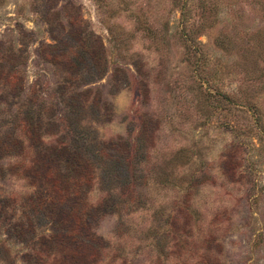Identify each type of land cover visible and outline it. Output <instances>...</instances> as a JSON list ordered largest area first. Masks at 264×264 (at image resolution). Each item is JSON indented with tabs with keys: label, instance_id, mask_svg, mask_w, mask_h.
Wrapping results in <instances>:
<instances>
[{
	"label": "rangeland",
	"instance_id": "rangeland-1",
	"mask_svg": "<svg viewBox=\"0 0 264 264\" xmlns=\"http://www.w3.org/2000/svg\"><path fill=\"white\" fill-rule=\"evenodd\" d=\"M10 130L25 152L0 156V264H264V0H0ZM55 147L48 171L88 164L78 250L76 192L53 200L37 171Z\"/></svg>",
	"mask_w": 264,
	"mask_h": 264
},
{
	"label": "trees",
	"instance_id": "trees-1",
	"mask_svg": "<svg viewBox=\"0 0 264 264\" xmlns=\"http://www.w3.org/2000/svg\"><path fill=\"white\" fill-rule=\"evenodd\" d=\"M21 68H18V65L16 66H12L10 68V70L6 71L5 73V78H6V82H8L7 86H13V88L19 92L23 91L24 86L22 84V76H21ZM19 120V123L23 126L22 127V133L20 134L21 136L24 137H28L33 139L36 135V133L33 130V127H31L27 124V121L23 120V119H19L18 117H16ZM9 125H14V123L8 122ZM7 123V124H8ZM16 126V125H15ZM13 130H10L6 133V135L4 137L0 136V156L1 155H6V154H10V155H19L24 153L25 151L21 148L20 142L18 141V139L13 135ZM21 140V139H20ZM61 146V145H60ZM56 152H53V155H51L52 157H49L47 155V160L46 163H43V168L37 170L39 176H43L42 178H45L46 180H49L52 182V190L53 191H57L56 194L58 196H54L53 195V200H59L61 202H63L64 198L63 195L60 196V193L62 192V187L67 183L68 184V188H72L73 192H76L77 197L74 198V205H70L69 209L67 211H69V215L72 217L73 222L69 225V229H67V231H65L63 234V242L67 241V237L66 235H75V234H79L78 237H76L77 239V247L75 250L81 249V242L80 239L83 241V245H87L88 241H91L92 239H94V237H92L91 233L89 232V229L86 228L85 229V223L87 222V220H89L91 217H89V212L90 210H86V211H82L81 215H76L73 211V208L79 205V200H80V195H81V191L83 190L82 187L84 185V183H86V185L88 184L89 180H90V175H85V174H78V172H83L85 171V168L87 167V162L81 161V160H77V155L78 153H76L75 157L73 158V160H70V157H68L66 159L67 164L66 166L64 165V168H66V172L62 173V174H54L53 172L48 171L46 168L49 169L48 166H50L49 163V159L54 161L57 158V155L62 154L63 152V148L60 147L59 149L55 147ZM46 157L43 158V162H45ZM130 160V157L127 159V162ZM31 162L33 163V161L31 160ZM130 162V161H129ZM32 163H28V165L32 164ZM18 173H25L31 169L27 168L26 163H24V161L18 162ZM131 177V179L134 178V173H132V175H129ZM52 191V192H53ZM134 203L135 201L132 200ZM35 205L38 204H33L32 205V210L33 211H40L41 209H39V205L38 207H35ZM92 207V206H91ZM36 208V210L34 209ZM79 209H83L85 210V208L83 207H79ZM67 221V220H66ZM65 222H62V224H66ZM51 224H54L53 222H51ZM56 225H54L53 227H55ZM57 227H59L57 225ZM83 229H85L84 231H82ZM52 238V237H51ZM62 246H67V245H62ZM96 246V250H94V252H92L90 254V256L93 255H98V253L103 252V248L106 249V247H102V245L99 243ZM116 247H112L110 248L111 251L113 252L114 249Z\"/></svg>",
	"mask_w": 264,
	"mask_h": 264
}]
</instances>
